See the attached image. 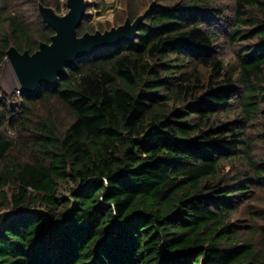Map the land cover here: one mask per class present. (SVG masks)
Wrapping results in <instances>:
<instances>
[{"label": "trees", "instance_id": "16d2710c", "mask_svg": "<svg viewBox=\"0 0 264 264\" xmlns=\"http://www.w3.org/2000/svg\"><path fill=\"white\" fill-rule=\"evenodd\" d=\"M212 1L154 3L133 42L76 59L19 102L0 88V211L50 216L49 232L43 216L8 222L0 264H264V212L232 220L264 183L245 137L264 120V0H233L227 40L257 42L237 54V78L214 55ZM39 6L62 9L0 0V72L10 48L50 43Z\"/></svg>", "mask_w": 264, "mask_h": 264}, {"label": "rangeland", "instance_id": "374dc122", "mask_svg": "<svg viewBox=\"0 0 264 264\" xmlns=\"http://www.w3.org/2000/svg\"><path fill=\"white\" fill-rule=\"evenodd\" d=\"M185 0H84L85 10L84 18L82 24L77 29V37L83 36V34H93L95 32L103 33L109 31L112 28H117L124 24L126 21L129 10L137 11V14L144 16L148 8L154 3H161L167 6L183 2ZM216 6L217 10L223 12L222 16L219 18L215 17L211 25L209 24V29L215 34L217 42L215 43L214 55L219 57L225 66L229 69L231 73L234 74V77H238L237 72V59L236 56L240 51H243V55L248 51L249 48H252L256 45L255 40H249L246 42H238L237 45L230 43L228 39V33L232 26L233 18V0H214L212 1ZM62 9L60 13L55 12L50 8L56 16L63 18L69 13V8L67 6V0H60ZM248 15H256L253 10L248 12ZM245 30V28H243ZM246 31V30H245ZM49 44V43H48ZM200 73L204 75L205 71L200 69ZM43 84H40L41 87ZM0 88L2 89L3 96H5L8 101L17 100L20 101V96L15 93L18 90H22L21 84L17 77V74L11 64L9 59L5 60L2 65L0 72ZM15 103V101L10 102ZM36 115L41 114L45 115V110L41 107L33 109ZM60 117L67 118L68 115H65L64 112H59ZM256 120V119H255ZM264 131V120L258 119L257 121L252 122V126L249 127L245 132V137L254 138L257 140L256 144L253 145V156L252 162L256 163L258 167H262V160L264 159V148L260 143L257 135L261 134ZM239 166L235 165V169H238ZM248 166L246 165L240 171H248ZM233 170L232 175L235 173ZM226 172L230 173V167H226ZM242 175V174H241ZM58 187V196L60 198H69V190L73 189L74 186L71 183H59ZM12 210V209H9ZM3 211V210H2ZM264 212V183L261 182L259 189L254 193H251L249 198L244 202L240 207L237 213L233 216V221H238V225L246 226L257 221L255 216L252 215L253 212ZM258 213V214H259ZM258 216V215H257ZM257 223V222H256ZM247 227V226H246ZM245 229V228H243ZM244 237H251V234L242 231Z\"/></svg>", "mask_w": 264, "mask_h": 264}, {"label": "water", "instance_id": "95a60500", "mask_svg": "<svg viewBox=\"0 0 264 264\" xmlns=\"http://www.w3.org/2000/svg\"><path fill=\"white\" fill-rule=\"evenodd\" d=\"M69 13L59 18L50 8L39 6V14L45 24L54 32L49 44H39L38 50L29 55L20 54L16 49L7 51L6 59L11 61L21 84L22 93L34 94L40 84L53 86L58 78L65 74V68L73 65L80 57L106 49L115 48L122 43H131L137 38V32L144 16L137 17L133 22L126 19L123 25L103 33L83 34L77 37L83 18L84 0H67ZM67 211L65 222L67 221ZM28 216H43V230L49 232L50 216L43 209H16L0 211V231L10 221ZM65 224V223H64Z\"/></svg>", "mask_w": 264, "mask_h": 264}, {"label": "built area", "instance_id": "2783aa9c", "mask_svg": "<svg viewBox=\"0 0 264 264\" xmlns=\"http://www.w3.org/2000/svg\"><path fill=\"white\" fill-rule=\"evenodd\" d=\"M22 94V90H19L18 92H17V95L18 96H20ZM2 96L0 95V98H1Z\"/></svg>", "mask_w": 264, "mask_h": 264}]
</instances>
